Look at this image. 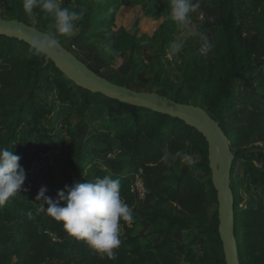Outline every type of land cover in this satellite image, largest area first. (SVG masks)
<instances>
[{
    "label": "trees",
    "instance_id": "16d2710c",
    "mask_svg": "<svg viewBox=\"0 0 264 264\" xmlns=\"http://www.w3.org/2000/svg\"><path fill=\"white\" fill-rule=\"evenodd\" d=\"M195 1L191 0V3ZM232 24V16L220 23L214 65L210 63L190 71V85L198 81L203 87L205 111L215 122L233 109L231 81L238 72L234 66ZM14 43L37 52L23 42L0 36V101L6 93H16L24 99L16 111L0 112V148H7L28 162L33 156L26 155L28 144H24L35 129L25 118L36 125L47 118L50 122L47 133L49 143H59L61 145L56 146L61 149L52 168L29 178L21 195L0 205V264H177L179 253L186 251L183 246L166 249L174 244L172 232L190 230L189 226L193 223L201 230L198 237L205 233L209 239L212 256L208 257L204 252L201 258L193 254L189 260L193 264H225L218 235V204L211 183L204 138L181 120L107 99L100 94L85 91L83 100H79L75 85L52 62L31 64L34 67L28 71L26 59L11 52ZM38 54L45 57L40 52ZM229 65L232 73L224 82L220 72ZM263 67L261 64L243 73L248 75L252 71H261ZM213 73L217 74L216 79L220 83L212 80ZM205 75L208 77L203 78ZM42 81L44 86L40 85ZM259 90L264 91V83L259 85ZM37 92L50 96L51 103L45 105ZM170 100L175 102L176 98ZM107 102H114L110 105L112 111L103 108ZM74 108H80L78 112L82 117L80 113L75 119L69 117ZM69 118L72 125L75 121L73 127L78 133H75L76 138L68 140L65 148L61 137L62 126L59 130L57 128ZM27 135L28 138H25ZM190 155L198 156L199 162L185 164L183 161ZM255 156H258V151L239 153L232 163L230 174L237 162L242 161L245 170L252 176V183L264 187V162L256 170L251 163ZM59 158L61 164L56 161ZM136 168L144 171L148 191L154 193L153 197L161 198L165 205L163 209L146 214L149 234L156 237L157 245L151 242L142 244L127 222L121 221V243L114 250L115 259H109L70 237L61 223L39 210L43 202L36 197L41 187L47 188L46 196L55 199L57 192L65 186L94 182L105 176L120 181L122 200L128 206H134L130 186L132 172ZM256 172H259V178ZM197 173L203 174V179L197 178ZM44 174H47L46 178L42 179ZM230 189L234 201L233 235L239 263L264 264V206L239 211L237 193L232 187ZM212 206L211 219L209 212ZM169 212L179 217L170 218ZM211 221L214 222L212 227H205ZM151 254L152 258L149 257Z\"/></svg>",
    "mask_w": 264,
    "mask_h": 264
},
{
    "label": "rangeland",
    "instance_id": "374dc122",
    "mask_svg": "<svg viewBox=\"0 0 264 264\" xmlns=\"http://www.w3.org/2000/svg\"><path fill=\"white\" fill-rule=\"evenodd\" d=\"M57 2L70 12L81 14V19L75 22L71 37L56 32L54 16L43 10L42 6L35 7L32 16L29 17L23 8L24 0H0V20H17L38 31L55 34L58 43L64 49L94 74L110 82L136 92L155 93L169 99L176 98V103L193 105L203 110H206L204 89L198 81L193 86L190 85V71L208 66L210 63L214 65L216 56L214 49L216 39L220 35V23L232 16L234 66L238 75L231 81L233 109L217 123L225 134L232 152L258 151V156H255L251 163L256 170L260 169L261 163L264 162V91L259 90V85L264 83V67L261 71H252L248 75L244 73L258 68L261 64L264 65V0H197L192 4H198L199 7L189 11L187 21L183 25L172 19V0H57ZM10 50L14 55L26 59L28 71L44 61L50 62L20 44H12ZM228 67L230 65L220 72L224 82L232 73ZM213 75L212 80L220 83L216 79L217 74ZM206 77L208 75L203 78ZM250 78L252 80H249ZM44 83L42 81L40 85L44 86ZM74 90L78 99L83 100L86 92L75 86ZM37 93L45 105L51 103L50 96ZM23 100V97L16 93H6L0 101V112L16 111ZM111 103L114 102L103 104V108L112 111ZM79 109L71 110L69 117L75 119L79 113L81 115ZM131 111L134 109L131 108ZM25 120L35 129L29 138L28 135L25 136L28 138L24 144L25 146L28 144L25 148L28 151L26 155L34 157L43 150L53 149L55 144L49 143L47 135L49 120L45 118L37 125L29 119ZM69 120L70 118L64 120L57 128L59 130L62 126L61 137L65 148L68 140L76 138L75 133H78L73 127L75 121L72 125ZM13 122L14 118L11 120V123ZM9 130L10 128L7 129ZM183 162L195 164L199 162V157L190 155ZM27 163L22 159L19 161L24 170ZM46 175L41 176L42 179H45ZM255 175L258 178L260 176L259 172ZM195 176L199 179L204 177L201 173ZM28 180L26 177L21 192L15 197L22 194V188ZM206 187L208 188L207 184ZM231 187L237 193L239 211L264 206V187L252 183V176L245 170L242 161L237 162L235 170L230 174ZM153 195L154 193L149 190L146 202L135 204L139 206V210L134 212L135 214L131 213L132 221L136 220L138 235L146 242L157 245L155 238L149 235V226L144 223L147 213L165 207L162 199L159 197L156 199ZM213 209L214 206L209 212L211 219ZM168 215L170 218L179 217L173 212H169ZM213 223L211 221L210 225L205 227H212ZM189 227L190 230L187 231L172 232L174 244L166 248L185 247L183 250L186 252L179 254L177 264H193L189 260L193 254L197 258H201L204 252L208 257L212 256L206 234L199 238L201 230L197 224L193 223Z\"/></svg>",
    "mask_w": 264,
    "mask_h": 264
},
{
    "label": "clouds",
    "instance_id": "9594fccd",
    "mask_svg": "<svg viewBox=\"0 0 264 264\" xmlns=\"http://www.w3.org/2000/svg\"><path fill=\"white\" fill-rule=\"evenodd\" d=\"M42 9L55 18V29L60 35L71 37L75 22L81 14L62 8L57 0H24L23 8L29 17L35 7ZM191 0H172V19L183 25L189 11L198 8ZM37 45V42H33ZM58 44L53 33L36 46L39 53L45 48ZM110 51V49H109ZM21 157L7 148H0V205L21 192L26 179L25 170L20 166ZM46 187H41L36 200L42 201L40 211L56 222L61 223L64 231L74 239L102 256L115 259V249L121 241L120 222L130 223L133 219L130 207L120 196V181L108 176L94 182L74 183L65 186L56 194V198L46 196ZM44 205H47L45 208Z\"/></svg>",
    "mask_w": 264,
    "mask_h": 264
},
{
    "label": "water",
    "instance_id": "95a60500",
    "mask_svg": "<svg viewBox=\"0 0 264 264\" xmlns=\"http://www.w3.org/2000/svg\"><path fill=\"white\" fill-rule=\"evenodd\" d=\"M0 36L16 39L36 50V46L43 42L48 34L17 20H0ZM34 41L37 45H34ZM40 53L79 89L181 120L204 138L207 144L211 183L216 192L218 204V235L222 243L224 261L225 264H240L233 235L234 201L230 189V172L234 159L241 152L231 151L228 140L218 123L200 107L176 103L155 93L136 92L94 74L59 43L52 48L43 49Z\"/></svg>",
    "mask_w": 264,
    "mask_h": 264
},
{
    "label": "built area",
    "instance_id": "2783aa9c",
    "mask_svg": "<svg viewBox=\"0 0 264 264\" xmlns=\"http://www.w3.org/2000/svg\"><path fill=\"white\" fill-rule=\"evenodd\" d=\"M200 19H202L201 15ZM60 149L61 147L57 146L53 149L43 150L37 156L30 159L25 168L26 177L30 178L34 175H40L52 168ZM131 180L130 190L135 199V204L145 203L148 196V189L144 171L141 168L133 169Z\"/></svg>",
    "mask_w": 264,
    "mask_h": 264
},
{
    "label": "crops",
    "instance_id": "0c3cea01",
    "mask_svg": "<svg viewBox=\"0 0 264 264\" xmlns=\"http://www.w3.org/2000/svg\"><path fill=\"white\" fill-rule=\"evenodd\" d=\"M54 144H55V143H52V145H54ZM54 146H56V144H55ZM56 161H58L59 164L62 163L60 158H59V159H56ZM156 199H158V198L156 197ZM129 207H130L132 213H134V212L136 213V211L139 210V206H138V205L129 206ZM137 212H138V211H137ZM135 213H134V214H135ZM139 217H140V216H139ZM139 217H138V218H139ZM141 217H142V215H141ZM141 217H140L139 219H141ZM144 220H145V219H144ZM144 223H146V222L144 221ZM146 225L148 226L147 223H146ZM127 226H128L129 228L132 229L134 235H138V233H137V231H136V227H137L136 220H135L134 222L131 221L130 223L127 222ZM149 235H150V234H149ZM138 236L140 237V241H141L142 244L147 243L146 240H145L143 237H141V235H138ZM150 236L153 237V238H155V240H156V244H158L156 237H155V236H152V235H150ZM151 243H152V242H151ZM153 244H154V243H153ZM154 245H155V244H154ZM179 254H180V253H179ZM149 257L152 258V254H151ZM177 262H178V260H177Z\"/></svg>",
    "mask_w": 264,
    "mask_h": 264
}]
</instances>
